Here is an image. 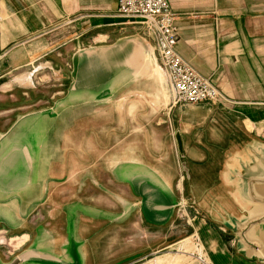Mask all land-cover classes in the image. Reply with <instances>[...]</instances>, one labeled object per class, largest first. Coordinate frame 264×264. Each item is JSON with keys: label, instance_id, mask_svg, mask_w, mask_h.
I'll list each match as a JSON object with an SVG mask.
<instances>
[{"label": "crops", "instance_id": "1", "mask_svg": "<svg viewBox=\"0 0 264 264\" xmlns=\"http://www.w3.org/2000/svg\"><path fill=\"white\" fill-rule=\"evenodd\" d=\"M168 3L176 16L177 54L222 100L174 104L152 36L117 15L118 0H0V245L17 252L6 260L0 247V264L25 250L48 253L43 263L73 264H98L106 250L108 263L116 248L128 254L136 244L145 254L162 250L164 234L171 239L167 248L200 251L192 256L195 264H262L264 223L248 233L261 246L256 250L240 244L236 228L264 213L250 195L264 199V182L250 183L264 178V0ZM47 92L49 100L64 96L55 106L59 116L17 115L34 107L36 93ZM79 107L107 110V134L139 142L138 151L114 160L107 154L92 170L104 180L86 184L94 190L90 198L57 203L52 191L62 181L52 184L50 161L37 167L34 158L60 155L65 126L92 119V111ZM165 147L174 150L170 164ZM60 164L58 174L66 166ZM184 166L188 188L202 192L179 237L172 222L184 203L168 199L172 183L161 174ZM100 188L105 197L95 191ZM40 195L49 205L32 217ZM104 203L106 211H99ZM30 258L25 254L20 263L33 264L25 263Z\"/></svg>", "mask_w": 264, "mask_h": 264}, {"label": "rangeland", "instance_id": "2", "mask_svg": "<svg viewBox=\"0 0 264 264\" xmlns=\"http://www.w3.org/2000/svg\"><path fill=\"white\" fill-rule=\"evenodd\" d=\"M47 98L49 100V94L47 93H36L34 97V101H32L35 105L33 108L30 109H23L18 111V116H25L26 114L32 115V116H42L44 113L46 115L51 116H59V110H57L55 107L58 106V100L62 99L64 96H56L53 99L49 100V103L51 105H47L42 103L43 97ZM46 101V100H45ZM57 101V103H56ZM29 101V103H32ZM105 104V103H102ZM48 106V108H42V106ZM185 105V104H183ZM83 106V105H82ZM55 107V108H54ZM82 111H86L88 113L92 114L93 122L91 121V117L88 115L82 119V125H73V124H67L66 127V140L63 139V137L60 139V145L61 150L60 155H51L50 157H38L34 158L35 160V166L39 167L42 165V162L44 159H47L45 162H49L50 165H52V168L50 170L51 174V183L52 184H61L62 186L59 187V189L54 190L52 193L51 201H56L57 203L64 202L68 204H74L76 198L81 197H89L88 191L93 192L94 190L88 189L86 187L87 183L91 180H94V177H98L100 180H104L105 174H98L96 176V173H93L92 170L95 166L102 165L106 161L107 154H110L113 156L111 159L114 160L117 159L118 156H121L123 152L124 154H132V152H137L138 149L135 145H138L139 142H129L128 140L121 139L122 133L107 134V128L108 124L105 122L107 118V110H103L102 112H99L100 114H96L95 110H87L82 107H79ZM16 113V112H15ZM75 113V112H74ZM31 116V117H32ZM94 116H99V118H96ZM97 122H103L96 124ZM62 136V135H61ZM83 138V140L80 142V138ZM68 137V138H67ZM107 137L110 138V140L107 139ZM52 144L51 146H53ZM130 145V146H128ZM41 148V147H40ZM81 149V150H80ZM53 150V149H52ZM57 151H53L51 153H56ZM108 152V153H107ZM163 154H166V157L164 158L168 164L172 163L174 159V150L167 149L166 147L162 150ZM110 159V160H111ZM61 160V162H60ZM63 161V162H62ZM175 161V160H174ZM179 164L181 165L185 161V157L182 153L178 157ZM29 165L32 164L33 159L31 157H28ZM61 163V164H60ZM66 165L64 169H61L62 174L57 173L58 165ZM185 164V163H184ZM102 170V167H100ZM186 166L182 169L179 167V172H171V173H162L161 175L164 177V179L168 180L172 183V188L167 189L166 193L168 196V199H174L175 201H178L182 204L180 206L179 211L176 210V215L173 219L174 226H173V232H179V237H182L184 235V232H186V217H190L193 214V210L197 209L194 208L193 203L196 202V200L199 198L202 189H192L188 188V172L185 170ZM64 170V172H63ZM58 175H60L58 177ZM155 175V174H153ZM157 177V176H156ZM82 181V187H79L78 182ZM166 183V182H165ZM164 183V184H165ZM81 185V184H80ZM99 193L100 196H106V190L103 188H100L99 190H95ZM99 196V197H100ZM35 204L33 206L35 208L34 213L31 215L32 217H38V215H41L46 206L49 205L48 203L45 204L46 198L43 199L42 195H40L39 198H36ZM44 202V203H43ZM55 202H52L51 205H53ZM45 204V205H43ZM193 205V206H192ZM47 209V208H46ZM98 210L106 211V205L99 204ZM167 227H164V232H170V229H166ZM163 242L164 246L162 250L159 249H152V253L145 254L144 246H138L137 244L132 246L131 249L133 252L130 254L124 253L121 250L116 248V252L114 254V260L106 262V250L105 247H102L101 249L105 251H100L101 255L98 257V264H195V260L192 256H194V253L200 254V251H196V248L193 249V246H182L178 250L176 249H170L167 248V243L170 242V237L166 238L167 234H164ZM1 238V235H0ZM1 240V239H0ZM169 241V242H168ZM186 243V242H185ZM166 244V245H165ZM0 247H3L4 253L6 257L4 259L9 260L10 256L12 258L16 255L17 252L10 253L11 245H0ZM189 250V251H188ZM195 250V251H194ZM29 254L30 259H28L25 263L28 262H34L33 264H73L72 260H68L66 263H61L59 261L55 262H48L43 263L41 258L43 256H46L48 253H44L43 251H23L20 252L16 258L19 260H22L24 255ZM15 258V259H16ZM13 259V260H15ZM22 263V262H21ZM20 263V264H21Z\"/></svg>", "mask_w": 264, "mask_h": 264}, {"label": "built area", "instance_id": "3", "mask_svg": "<svg viewBox=\"0 0 264 264\" xmlns=\"http://www.w3.org/2000/svg\"><path fill=\"white\" fill-rule=\"evenodd\" d=\"M117 15L139 22L152 36L159 64L170 82L174 104L197 105L223 99L210 80L197 74L177 54L176 16L168 0H118Z\"/></svg>", "mask_w": 264, "mask_h": 264}, {"label": "water", "instance_id": "4", "mask_svg": "<svg viewBox=\"0 0 264 264\" xmlns=\"http://www.w3.org/2000/svg\"><path fill=\"white\" fill-rule=\"evenodd\" d=\"M176 142L178 145V151L182 155V143L180 141L179 136L176 138ZM254 182L262 183L264 182V178L250 180V183H254ZM250 195H251V198L254 201H256V203H258L259 205H264V199L253 196L251 192H250ZM262 223H264V213L258 216H254V217L251 216L250 218L246 219V221L239 224V226L236 228V233H237L240 244L251 250L260 249L261 246L257 244V242L250 240L248 238V233L253 232L255 227L259 226ZM20 262H22V260L17 259L13 261L11 264H19ZM261 263L263 264L264 260H261Z\"/></svg>", "mask_w": 264, "mask_h": 264}]
</instances>
